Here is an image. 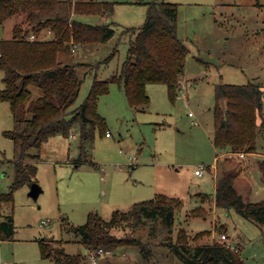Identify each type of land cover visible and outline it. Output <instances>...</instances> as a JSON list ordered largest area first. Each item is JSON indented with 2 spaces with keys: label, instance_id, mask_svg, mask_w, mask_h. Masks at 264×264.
<instances>
[{
  "label": "rangeland",
  "instance_id": "374dc122",
  "mask_svg": "<svg viewBox=\"0 0 264 264\" xmlns=\"http://www.w3.org/2000/svg\"><path fill=\"white\" fill-rule=\"evenodd\" d=\"M113 1L110 13L78 16L95 24L109 23L113 36L104 43L80 45L69 55L59 56L81 63L77 66L81 76L88 70L75 106L87 95L95 72L104 79L120 68L129 39L134 37L127 28H137L145 21L147 5L154 0ZM168 1L178 4L177 33L189 49L176 97L169 99L166 84L148 83L150 102L145 109L135 110L128 105L122 85L111 82L108 92L97 101V110L105 118L104 130L87 124L81 150L74 138L68 152V141L60 134L43 142L35 175L42 191L33 198L26 183L13 189L12 201H0L1 213H11L15 225L11 239H0V264L50 263L41 258L39 246V240L47 237L60 239L67 253H88L74 233L62 228L63 223H84L89 212L109 220L113 210H127L134 202L157 194L181 201L175 209L173 240L182 228L190 244L219 240L234 250L241 264H264V222L255 223L233 207H216L212 198L217 176L213 164L220 152L213 144L215 84L253 80L264 91V0ZM22 20L21 14H15L1 21L0 39H10L14 25ZM51 35L43 31L39 37ZM114 47V56L99 64ZM2 77L0 69V89ZM263 117L264 95L257 122ZM12 126L10 104L0 99V194L9 191L16 177L15 144L4 134ZM257 145L264 148L263 131L258 132ZM225 152L218 160V176L222 169H239L234 182L239 194L249 201L264 198L258 166H249L245 172L249 162L238 153ZM199 166L204 167L200 175L194 172ZM199 205L207 212L204 217L191 213ZM154 226L153 234L147 223L112 228L118 236L141 239L148 249L126 244L103 251L97 263L186 264L160 244L163 232ZM199 231L206 232L194 239ZM221 233L227 237L221 239Z\"/></svg>",
  "mask_w": 264,
  "mask_h": 264
},
{
  "label": "trees",
  "instance_id": "16d2710c",
  "mask_svg": "<svg viewBox=\"0 0 264 264\" xmlns=\"http://www.w3.org/2000/svg\"><path fill=\"white\" fill-rule=\"evenodd\" d=\"M113 5V0H0V22L15 14L23 18L14 25L10 39H0L3 71L0 99L9 102L13 118L12 128L4 134L14 141L16 148L15 181L8 192L0 194V201H12L13 189L36 182L39 150L48 138L58 134L69 137L75 128L81 150L87 124L105 129V118L97 110V101L108 92L111 82L122 85L128 105L135 110L145 109L150 102L148 83H164L169 99L176 97L189 49L177 33L178 4L154 0L147 5L145 21L137 28H127L134 37L129 39L120 68L104 79L95 72L87 95L75 106L88 70L81 76L77 70L81 63L74 64L59 56L73 52L72 42L83 46L108 41L114 34L109 23L95 24L78 16L104 15L112 11ZM43 31L52 35L41 39ZM31 33L34 39L28 38ZM115 52L116 47L99 64L110 60ZM214 90L215 147L232 152L257 151L258 132L264 133V117L257 122L264 95L260 83L253 80L243 84L216 83ZM259 168L264 180V157L259 160ZM236 175L237 172L224 171L217 177L212 196L215 206L233 207L255 223L264 222V198L245 200L234 186ZM180 203L176 197L157 194L134 202L127 210H113L109 220L97 212H89L84 223L74 225L67 221L62 228L74 233L88 251L101 248L111 252L126 244H136L145 251L148 247L141 239L118 236L111 229L147 223L153 234L156 224L163 232L160 244L174 251L186 264H241L234 250L222 241L190 244L182 228L173 240L174 214ZM191 213L204 217L207 212L199 205ZM14 231L12 214L0 211V239H11ZM205 232L199 231L193 238L202 237ZM39 246L41 258L50 260L47 264H90L87 253H67L60 239L43 238Z\"/></svg>",
  "mask_w": 264,
  "mask_h": 264
},
{
  "label": "crops",
  "instance_id": "0c3cea01",
  "mask_svg": "<svg viewBox=\"0 0 264 264\" xmlns=\"http://www.w3.org/2000/svg\"><path fill=\"white\" fill-rule=\"evenodd\" d=\"M20 22V21H19ZM57 135H54V136H51L50 138H55ZM63 136V135H62ZM109 136V135H108ZM64 137V136H63ZM50 138H48V140L50 139ZM66 138V140L68 141V145H67V148H68V152H70V151H72V149H70V146H71V141H73V139L75 138L76 139V135H75V137H73V138H69V137H65ZM52 139H50V140H52ZM47 140V141H48ZM46 142V141H45ZM262 150H264V148H260V149H258V151H255V152H235V153H238V154H240V153H242V156H240L239 155V157L241 158H244V159H246V161L247 162H249V163H247L248 165L246 166V168H244L243 169V171H245L246 172V170L245 169H248L249 168V166H258L257 168H258V171H259V173L261 174V171H260V168H259V160L262 158L261 156L262 155H264V152H261ZM220 152L219 153H216L215 154V157H216V161H215V164H213V167H214V171H213V173L214 174H216L217 176H216V179H217V177H219L224 171H228V170H224V169H222L223 170V172H221V174H219V176H218V174H217V170H216V168H217V164L219 163V157L221 156V153H222V151H227V152H225L227 155H229L230 154V151H228V150H226V149H222V151L221 150H219ZM234 153V154H235ZM69 156V155H68ZM239 162H241V161H239ZM194 172H195V169H194ZM237 173L238 172H240V170L238 169L237 171H236ZM261 176H262V174H261ZM263 177V176H262ZM235 182V178H234V181H233V183ZM234 186H235V183H234ZM235 188H236V186H235ZM236 190H237V188H236ZM238 191V190H237ZM239 192V191H238Z\"/></svg>",
  "mask_w": 264,
  "mask_h": 264
},
{
  "label": "built area",
  "instance_id": "2783aa9c",
  "mask_svg": "<svg viewBox=\"0 0 264 264\" xmlns=\"http://www.w3.org/2000/svg\"><path fill=\"white\" fill-rule=\"evenodd\" d=\"M28 38L29 39H34L35 38V35L33 34V33H31L29 36H28ZM72 45H71V50L72 51H75L76 50V48H78L80 45L78 44V43H71ZM106 135H110V133L107 131L106 133H105ZM73 137H75V133L74 132H71L70 134H69V138H73ZM240 156H242V153H240L239 154ZM203 166H199L198 168H196L195 169V174H201L202 173V171H203ZM43 223H45L44 221H43ZM227 237V235H226V233H221L220 234V238L221 239H225ZM103 253V250L101 249V248H99L98 250H96V251H93V250H90V251H88V256H89V259H90V261L92 262V263H94V264H96L97 263V257L99 256V255H101Z\"/></svg>",
  "mask_w": 264,
  "mask_h": 264
},
{
  "label": "water",
  "instance_id": "95a60500",
  "mask_svg": "<svg viewBox=\"0 0 264 264\" xmlns=\"http://www.w3.org/2000/svg\"><path fill=\"white\" fill-rule=\"evenodd\" d=\"M42 191L41 186L37 182H32L29 187L28 194L33 198H36L39 193Z\"/></svg>",
  "mask_w": 264,
  "mask_h": 264
}]
</instances>
